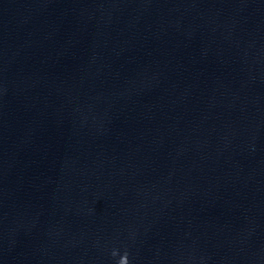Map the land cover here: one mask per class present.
I'll return each instance as SVG.
<instances>
[{"label": "water", "instance_id": "1", "mask_svg": "<svg viewBox=\"0 0 264 264\" xmlns=\"http://www.w3.org/2000/svg\"><path fill=\"white\" fill-rule=\"evenodd\" d=\"M0 264H264V0H0Z\"/></svg>", "mask_w": 264, "mask_h": 264}]
</instances>
